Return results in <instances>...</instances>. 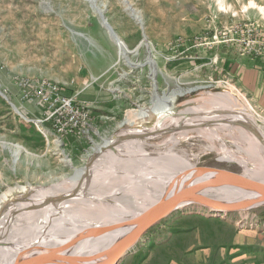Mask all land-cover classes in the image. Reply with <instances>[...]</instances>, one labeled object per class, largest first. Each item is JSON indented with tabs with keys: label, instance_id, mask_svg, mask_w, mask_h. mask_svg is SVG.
Returning a JSON list of instances; mask_svg holds the SVG:
<instances>
[{
	"label": "rangeland",
	"instance_id": "obj_1",
	"mask_svg": "<svg viewBox=\"0 0 264 264\" xmlns=\"http://www.w3.org/2000/svg\"><path fill=\"white\" fill-rule=\"evenodd\" d=\"M234 27H254V37H264V0H0V221L42 190L61 193L84 166L93 171L88 179L97 173L106 182L98 189L113 187L111 205L131 194L147 204L145 193L153 187L128 180L127 158L172 152L195 167L263 176L264 107L228 73V60H261L264 47L234 45L228 40ZM116 37L126 45L125 55ZM42 82L56 83L92 107L91 123L66 135L81 142L51 133L48 106L35 86ZM159 97L172 99V114L162 121L169 127L148 132L160 119L153 114ZM231 113L241 119L201 122ZM124 132L130 134L115 148L117 160L100 152ZM133 141L137 150L127 154ZM130 170L134 179L144 175ZM136 186L145 193H133ZM86 195L83 189L73 196ZM50 202L57 201L45 204ZM74 213L69 219L84 216ZM16 234L20 244L33 240ZM7 238L0 236L1 245L9 244ZM118 264H264V206L225 213L184 205L150 227Z\"/></svg>",
	"mask_w": 264,
	"mask_h": 264
},
{
	"label": "bare ground",
	"instance_id": "obj_2",
	"mask_svg": "<svg viewBox=\"0 0 264 264\" xmlns=\"http://www.w3.org/2000/svg\"><path fill=\"white\" fill-rule=\"evenodd\" d=\"M116 42L120 46L121 55H125L128 51L123 40L120 37H116ZM150 64L155 75L157 73L156 63L151 59ZM157 101L158 105L153 107V114L157 115L160 119L156 121L154 126L152 125L153 127H151L148 132H155L157 130L164 129L167 126L169 127L167 123L162 121L163 119L165 120V117L172 114V109L174 107L171 103L172 99L168 98L164 101L159 97ZM231 114L228 118L210 115L208 117H203L201 122L204 123L206 120L218 121L219 119H224L229 123H233L241 119L240 115H236L237 113L235 115ZM146 132L147 131H139V133L137 132V134H135H146ZM129 134L130 133L124 132L120 134L117 139L106 141V143L99 148L100 152H105L106 155L111 156V159L118 158V154L116 155L115 153V150L117 149L115 148L121 145H119V142L121 143L123 140L125 141V139L121 138L126 137ZM130 136H132V134ZM126 146L128 149L127 154H133L137 150L136 143L134 141L129 142ZM20 151L21 149L19 146L15 151V154L18 155ZM138 152L142 153L145 151L140 149ZM122 161L126 165L124 170L127 172L126 176L130 178L128 180H132L133 182L135 181L136 183L140 180H144L152 185L153 191H146L147 193H145V190L142 189L141 186H136L131 189L133 193L136 194L138 192L145 193L144 201L150 200V202L162 196V194L168 189L177 188L185 183H188L192 179L194 182L198 183L206 180V178L211 175V170H206L204 171V174L200 175L199 178L196 177L197 179H195L194 175L202 173L203 171H200L198 167H195L187 159L182 156H177V154L172 152L170 155L160 156L158 158L151 157L148 159L147 157V159L145 158L142 160H138V158H127ZM133 168L138 169L140 173H144V175H140V178L139 175H137L139 179H134V176L129 175L131 174L130 169ZM262 173L261 175L263 176L259 177L257 175L260 173H249V177L253 179L255 178L257 181L264 183V174ZM91 174H93L91 168H89V166H84L83 168L76 170L75 179L72 180L73 184L68 188L61 189V193L42 190V192L36 194L35 197L32 198L31 202H25L24 204L19 203L15 208L12 206L14 209L12 208L13 210L8 212L7 216H4L2 221H0V236L2 237L7 235L8 240L6 243H9L1 245L3 240L0 242V259L3 258L0 260V264H16L22 254L32 250H38V252L23 264H102L104 259L110 255L117 244L119 237L121 236L122 230L118 229L119 226L127 219L138 214L141 210L148 206V203L146 204L142 201L141 203L140 201L136 202V196L131 194L133 196L121 195L116 197L121 202V205H111L107 202L110 200L107 193L109 191H113V187L111 186L110 189H108L110 186L108 188L98 189L101 188L100 186L103 185L105 181L102 183V179H97V173H95L93 179H88ZM254 174L257 175L255 176ZM83 189L86 190L87 198L82 196H73L80 194ZM246 190L247 189L244 187L226 186L215 189L213 192L217 196L232 197L242 195L246 192ZM66 196L67 198H65ZM62 199L63 201H61ZM47 200L57 202L45 204ZM19 210H21L20 214L17 215L19 218L23 217L22 219L25 220L24 226H19L16 222L19 218H17L15 214ZM74 212H77L78 214L83 213L82 215L84 216L81 215L82 218L73 219L72 217L69 219L71 214H74L73 216L76 215ZM110 215L113 217L108 218ZM38 221H40V225L37 231L33 233L35 226L38 225ZM42 226L43 232H41ZM16 233L27 238L33 237V240L29 244H20L17 240L18 238H16ZM47 238H49V240H46ZM41 249L42 251H40ZM45 249H49V251H46ZM10 255L12 258H5ZM72 256L78 258L76 260H72Z\"/></svg>",
	"mask_w": 264,
	"mask_h": 264
},
{
	"label": "water",
	"instance_id": "obj_3",
	"mask_svg": "<svg viewBox=\"0 0 264 264\" xmlns=\"http://www.w3.org/2000/svg\"><path fill=\"white\" fill-rule=\"evenodd\" d=\"M198 168L203 172L195 174V179L204 174L206 170H211L210 177L198 183L192 179L177 188L168 189L162 196L148 203V206L138 214L123 222L118 228L122 230L121 236L102 264H118L138 244L150 227L184 205L197 204L210 210L225 213L264 206V183L237 171L207 167ZM226 186L244 187L247 190L242 195L232 197L217 196L213 192L215 189ZM49 249L45 250L49 251ZM37 252L38 250L27 251L19 257L16 264H23Z\"/></svg>",
	"mask_w": 264,
	"mask_h": 264
},
{
	"label": "built area",
	"instance_id": "obj_4",
	"mask_svg": "<svg viewBox=\"0 0 264 264\" xmlns=\"http://www.w3.org/2000/svg\"><path fill=\"white\" fill-rule=\"evenodd\" d=\"M257 29L254 27H234L228 40L234 45L242 46L246 49L256 44L264 47V37H254ZM254 32V33H253ZM253 34V35H252ZM258 36V35H257ZM243 48V50H244ZM25 84H33L28 81ZM38 89V98L45 102L49 109L47 120L52 123V132L50 130H41L48 135L51 132L56 138H63L66 135L73 134L76 131L86 128L91 123L92 107L78 101L75 96L67 94L63 87L56 83L42 82L35 85Z\"/></svg>",
	"mask_w": 264,
	"mask_h": 264
},
{
	"label": "crops",
	"instance_id": "obj_5",
	"mask_svg": "<svg viewBox=\"0 0 264 264\" xmlns=\"http://www.w3.org/2000/svg\"><path fill=\"white\" fill-rule=\"evenodd\" d=\"M228 61L230 62L228 73L236 79L242 90L252 95L254 100L264 107V57L257 60L249 55H243L242 57L236 55L229 58ZM97 123H99L98 119ZM74 137L76 136H66L63 138V142H81L83 140Z\"/></svg>",
	"mask_w": 264,
	"mask_h": 264
}]
</instances>
